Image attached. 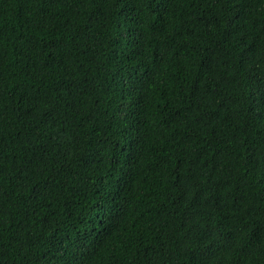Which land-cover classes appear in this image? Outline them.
<instances>
[{"label":"trees","instance_id":"trees-1","mask_svg":"<svg viewBox=\"0 0 264 264\" xmlns=\"http://www.w3.org/2000/svg\"><path fill=\"white\" fill-rule=\"evenodd\" d=\"M0 264H264V0H0Z\"/></svg>","mask_w":264,"mask_h":264}]
</instances>
